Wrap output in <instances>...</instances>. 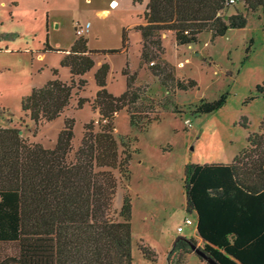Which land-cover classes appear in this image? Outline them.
<instances>
[{"label":"trees","instance_id":"16d2710c","mask_svg":"<svg viewBox=\"0 0 264 264\" xmlns=\"http://www.w3.org/2000/svg\"><path fill=\"white\" fill-rule=\"evenodd\" d=\"M141 4L143 0H132ZM246 12L264 10V0H149L143 14L145 23L135 26L141 34L140 65L148 66L168 96L164 110L180 113L173 96L197 88L192 79L179 78L175 67L163 56L161 35L171 32L178 46L199 43L200 35L213 39L230 30L245 29ZM234 9V13L226 12ZM129 50L128 30L122 33L119 49L92 50L88 38L77 37L68 50L45 43L41 53H63L61 66L68 68L71 82L58 78L33 88L22 99V110L39 126L51 123L71 105L74 90L87 86L84 76L95 67L94 54L119 55ZM248 55L245 59H248ZM110 65L103 63L95 72L99 90L92 102L79 98L77 109L87 103L100 116L98 130L94 121L84 126V134L75 150V119L66 118L54 148L29 143L20 129L0 126V243H15L19 252L0 264H132V203L127 196L120 211L123 221L113 219L111 210L119 180L114 171H124L132 159L129 151H120L114 135V119L126 111L133 127L150 124L157 117L144 113L142 94L135 89L136 73L129 62L122 70L126 91L115 96L107 90ZM78 80V81H76ZM256 94L264 99V80L256 85ZM227 94L218 100H202L194 114L210 115L223 108ZM250 100V99H249ZM146 121V122H145ZM186 211L198 215L197 230L202 250L217 264H264V118L259 133L248 136V147L230 163L185 166ZM193 238L178 236L168 253H190ZM201 250V249H200ZM140 253L156 263L158 254L147 245ZM209 264V263H208Z\"/></svg>","mask_w":264,"mask_h":264},{"label":"rangeland","instance_id":"374dc122","mask_svg":"<svg viewBox=\"0 0 264 264\" xmlns=\"http://www.w3.org/2000/svg\"><path fill=\"white\" fill-rule=\"evenodd\" d=\"M149 0L133 4L132 0H0V126L14 127L29 143L45 148L55 147L66 118L75 119L76 150L83 138L85 124L99 113L90 103L77 109L79 98L92 102L99 88L94 74L103 64L110 65L107 90L115 96L126 91L122 70L129 62L130 73H136L135 89L142 94L141 109L157 117L150 124L135 128L124 110L114 119V135L120 151L132 153L126 170L114 171L119 180L111 215L123 221L120 211L127 196L132 203V264H169L168 253L178 237L196 238V214L186 211L184 192L185 166L194 164L230 163L248 147V136L260 132L264 118V99L256 94V85L264 80V10L246 12L235 6L248 19L245 29L230 30L226 36L213 39L210 33L200 35L199 43L178 46L173 33L161 35L164 58L175 67L179 78L192 79L197 88L177 92L173 96L180 113L164 110L168 96L157 77L140 65L141 34L134 28L145 23L143 14ZM105 10V13L97 14ZM110 10V11H109ZM234 9L226 15L234 13ZM91 24V30L82 28ZM128 30L129 50L119 55L94 54L95 67L84 76L87 86L74 90L71 105L55 121L39 126L22 110V99L58 78L71 82L68 68L61 66L63 53H41L45 43L68 50L74 38L88 37L92 50L119 49L123 30ZM248 59H245L246 56ZM78 81V80H76ZM227 94V103L210 115L194 114L202 100L213 102ZM250 99V100H249ZM146 122V121H145ZM190 218L193 225L177 234V227ZM147 245L158 254L156 263L148 262L140 253ZM15 243H0V261L16 256ZM192 258V259H191ZM172 264H199L207 261L191 251L171 257Z\"/></svg>","mask_w":264,"mask_h":264},{"label":"built area","instance_id":"2783aa9c","mask_svg":"<svg viewBox=\"0 0 264 264\" xmlns=\"http://www.w3.org/2000/svg\"><path fill=\"white\" fill-rule=\"evenodd\" d=\"M84 31H89L90 29V24L88 23L85 27L82 28ZM193 222L190 218H186L184 223H182L180 226L177 227V234L182 235L185 231V229L189 226H192Z\"/></svg>","mask_w":264,"mask_h":264},{"label":"water","instance_id":"95a60500","mask_svg":"<svg viewBox=\"0 0 264 264\" xmlns=\"http://www.w3.org/2000/svg\"><path fill=\"white\" fill-rule=\"evenodd\" d=\"M22 133V131H20V134ZM193 251L196 252V254L198 256H200L202 259H204L205 261H207L209 264H217L215 263L213 260H211L202 250H200L198 247H194Z\"/></svg>","mask_w":264,"mask_h":264},{"label":"crops","instance_id":"0c3cea01","mask_svg":"<svg viewBox=\"0 0 264 264\" xmlns=\"http://www.w3.org/2000/svg\"><path fill=\"white\" fill-rule=\"evenodd\" d=\"M102 11H105V10L98 11L97 14H99V13L102 12ZM109 11H110V10H109ZM102 13H105V14H104V16H105V15L108 13V11H106V12H102ZM102 13H100V14H102ZM91 27H92V26H91V24H90V29H89V31L91 30ZM89 31H88V33H89ZM87 38H88V37H87ZM75 39H76V38H74L73 42L71 43V46H72V44L74 43ZM71 46H70V47H71ZM69 49H70V48H69ZM89 49H91V48L89 47ZM193 213L196 214V218H197V221H198V215H197V213H196V212H193ZM180 225H181V224H180ZM180 225H179V226H180ZM190 227H191V226L187 227L186 229H188V228H190ZM197 235H198V239H199V241H200L201 243H203V240L200 238V236H199V234H198V230H197ZM192 236H194V235H191V237H192ZM193 238H194V237H193ZM194 239H196V238H194ZM203 244H204V243H203ZM191 259H192V258H191ZM199 264H206V263L201 262V263H199Z\"/></svg>","mask_w":264,"mask_h":264}]
</instances>
